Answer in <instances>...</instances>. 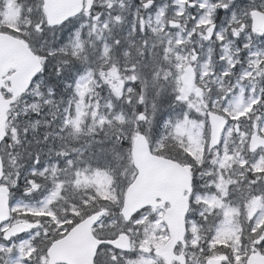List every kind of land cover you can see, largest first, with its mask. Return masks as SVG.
I'll list each match as a JSON object with an SVG mask.
<instances>
[{
	"label": "rangeland",
	"instance_id": "obj_1",
	"mask_svg": "<svg viewBox=\"0 0 264 264\" xmlns=\"http://www.w3.org/2000/svg\"><path fill=\"white\" fill-rule=\"evenodd\" d=\"M19 1L0 0V30L16 31L22 8ZM26 3L34 4V0ZM229 3L230 0H94L90 11H83L44 33L30 30L29 23L25 22L29 31L25 41L39 55L42 66L47 59L48 68H52V62L60 63L54 76L63 86L57 91L41 71L25 94L12 98L7 122L11 142L18 143L20 133L25 134L29 130L44 134L45 142L54 150L53 154L63 151L62 157L75 162L71 174L69 171L64 173V179L73 180L75 177L82 184L89 182L85 169L95 170L111 163L117 169L116 183H112L111 177L105 179L98 175L95 184L100 189L108 187L113 194L112 199L121 193L123 196L125 186L135 174L127 143L132 142L137 128L144 127L152 150L158 152L165 137L156 130L157 121L163 118L175 121L187 111L158 105L146 115L147 104L152 102L151 95L154 89L159 88L172 96L178 91L190 101L193 115H185L183 119L197 120L201 128L199 136L187 137L186 144L196 156V159L189 160L188 157V160L199 163L206 159L208 129L203 127L202 110L208 109V100L219 92L227 93L230 88H236L234 95L240 99L241 107L230 111L234 117H240L241 126H245L251 122L244 116L253 110L255 99L264 87V32L253 31L250 25V11L254 8L264 11V0H234L229 11H224ZM169 20L179 21V26L170 27ZM211 23L216 26L212 36L208 37L206 28ZM246 44L250 45V50H246ZM189 63L194 67V88L201 89L197 99L193 90L188 91L182 83L184 68ZM69 79H72L70 91ZM4 94L10 96L7 90ZM181 106L178 104L177 107ZM197 107L201 117L196 116ZM28 114L30 118H26ZM113 133L115 138L103 137V144L101 135ZM223 135L229 146L232 140L237 139L234 133L225 131ZM173 136L184 140L185 132L181 130ZM96 143L100 145L92 146ZM212 151L215 158V149ZM2 155L8 163V174L18 177L22 161L18 153L10 155L8 141L2 145ZM182 155L179 153L177 156L183 159ZM248 155L251 158V154ZM49 159L45 158L42 163L46 169L50 168ZM193 167V177L203 187L202 170ZM53 168L57 169V164ZM49 170L51 173V168ZM31 181L33 178L27 184ZM63 186L67 189L64 195L72 191L69 184ZM12 198V209L20 210L12 215L6 227L12 222L28 220L24 216L27 210L17 207L25 203L21 193L16 192ZM238 198V193L231 197L233 202ZM142 211L141 223L145 226L143 231L146 235L134 236L133 239L141 241L140 246L145 252L151 251V255L141 256L134 264H164L152 250L168 238L165 206ZM196 211L198 208L193 207L192 212ZM187 233H191L188 225ZM192 238L186 235L187 244H191ZM198 239L207 257L223 256L224 243H238L231 233H225L213 242L210 250L204 233H200ZM185 252L191 257L190 249L186 248ZM196 255H201L198 250Z\"/></svg>",
	"mask_w": 264,
	"mask_h": 264
},
{
	"label": "snow or ice",
	"instance_id": "obj_2",
	"mask_svg": "<svg viewBox=\"0 0 264 264\" xmlns=\"http://www.w3.org/2000/svg\"><path fill=\"white\" fill-rule=\"evenodd\" d=\"M233 3L234 0H230L223 10L229 11ZM216 11L219 13L220 9L217 8ZM27 14L36 18L35 23L29 25L33 31L44 33L46 29L54 27L48 23L44 0L29 5ZM245 48L250 50V45L246 44ZM236 91V88H230L227 93L219 92L217 96L211 97L208 109L202 116L203 127L210 129L211 113L215 111L223 118V130L218 139L209 131L205 141L206 159L199 163L191 161L193 166L202 170L201 177L205 182L201 187L195 176L192 179L188 197L189 211L185 213V220L191 227V233L186 235L193 238L191 244L184 245L191 250L192 255L185 256L184 264H209L204 248L199 243L200 233L205 234L210 250L213 242L218 241L225 233H231L238 241L233 245H222L225 252L219 264H249L252 255L264 257V143L261 142L264 140V87L255 99L253 110L244 116L245 120L251 122L245 126H241L240 117H234L230 111L241 107L240 99L234 95ZM172 99L187 111L182 112L175 121L166 120L164 126L172 130V135L183 130L185 142L189 135L199 136L201 124L197 120L183 119L185 115H192L189 102L178 91ZM155 108L156 105L153 104V109ZM196 116L201 117L198 107ZM253 130L259 138L257 141H253ZM225 131L234 133L237 138L231 141V146L224 138ZM180 151L188 156L183 147ZM64 163L66 167L62 172L75 167L72 160L66 159ZM36 164L44 168L40 179L47 181V169L39 159ZM84 172L89 178V182L85 184L75 177L73 180H65L53 168L52 178L47 183L31 181L26 189H20L25 203L18 204L17 207L27 210L24 216L28 220L22 229L9 230L6 225L12 220V216L0 219V264H54L49 251L53 244L67 240L73 234L79 235L80 232L89 241L87 264H134L141 256L151 255V251L145 252L140 246L141 241L133 239L134 236L146 235L143 231L145 226L141 223L143 211L138 209L129 216L123 211L122 193L107 200H102L98 194L95 178L98 175L105 179L111 177L115 184L117 169L109 163L106 167L85 169ZM65 183L77 195H64L67 192L63 186ZM19 186L20 181L17 179L15 188L19 189ZM11 190L14 189L9 192V211L13 207ZM234 193L239 194L236 202L231 199ZM37 196L40 198L34 199ZM61 201L62 209L57 207ZM193 207L198 208V211L192 212ZM197 250L200 256L196 255ZM201 256L204 258L201 259ZM174 264L180 262L174 261Z\"/></svg>",
	"mask_w": 264,
	"mask_h": 264
},
{
	"label": "water",
	"instance_id": "obj_3",
	"mask_svg": "<svg viewBox=\"0 0 264 264\" xmlns=\"http://www.w3.org/2000/svg\"><path fill=\"white\" fill-rule=\"evenodd\" d=\"M93 0H44V11L50 25L62 24L67 19L77 15L82 10L88 11ZM252 28L264 30V13L259 10L250 12ZM170 26H177L178 22L170 20ZM214 24L208 26L206 32L210 36ZM7 75L10 90L16 94H23L31 84L34 76L40 71L39 58L18 37L0 32V144L6 135V122L10 109V98L3 97V77ZM194 72L191 65L185 69L183 83L191 89ZM200 90L196 89V94ZM210 132L214 138H219L223 130V118L216 112L211 113ZM259 138L253 135V141ZM264 143V140H261ZM130 155L136 170L134 179L130 182L123 197V211L131 216L138 209L148 206H159L168 203L166 208V225L169 239L161 247L154 250L161 255L166 264L173 258H179L183 264L182 255L173 253L175 245L180 241L184 245L185 213L189 208L188 197L191 193V175L186 166L157 154L150 150L146 136L138 133L132 143ZM3 164L0 155V219H6L9 211V188L1 184ZM26 222H17L8 229H22ZM127 243V241H124ZM50 255L55 263L87 264L89 259V241L80 232L73 234L67 240H61L50 248ZM220 257L208 258L209 264H219ZM249 264H264V257L251 256Z\"/></svg>",
	"mask_w": 264,
	"mask_h": 264
},
{
	"label": "trees",
	"instance_id": "obj_4",
	"mask_svg": "<svg viewBox=\"0 0 264 264\" xmlns=\"http://www.w3.org/2000/svg\"><path fill=\"white\" fill-rule=\"evenodd\" d=\"M19 2L20 3L22 2V5H21L22 8L20 9L21 16H20L19 21H18L19 26L16 28V33L20 36L27 38V34L29 33V31L27 28H25V22H28L29 25L33 24L35 22L36 18H35V16L29 17V15L27 14L29 5H28V3L25 4V2H28V0H20ZM36 3H38V0H34V4H30V5H35ZM114 13H116V11H114ZM30 30H31V28H30ZM48 63H49L48 59L44 61L43 70H42L43 72L41 75L46 76L47 80H49L48 83L52 84L53 87L58 91L60 89V87H62L63 85L60 81L57 80V77L54 76V71H59L60 63L52 62L51 63L52 68L51 67L48 68V66H47ZM39 76H40V74L36 77V79ZM71 85H72V79H69V91L72 89ZM160 91L161 90L159 88L154 89V91L151 95V98H150L152 102L149 101V104L151 106L147 104L148 109H146L147 110L145 112L146 115H148L150 113L149 110H151L153 108V104H155L156 107L159 105L160 107H163L166 109H168V108L170 109L174 105L177 107L178 104L175 100L172 99L173 96L171 93L164 92V91L160 92ZM157 93H159V95H157ZM57 100L59 101V99H57ZM140 107H142V105H140ZM177 108L182 110L184 108V106L177 107ZM203 111H205V109L202 110V113H203ZM26 118H30V115L28 114V116H26ZM164 122H165L164 118L160 119L159 121H157V123H159V125L156 127V130L159 131L160 136L165 137L163 143L166 145L167 144H169V145L173 144V145L177 146L178 149L183 147L184 151H186L187 147L182 141H178L174 138L168 139L170 133L168 132L169 129L164 126ZM138 130L145 131V129L143 127H138ZM38 133H39L38 131H31V130L27 131L25 134L20 133V135H19L20 138L18 139L19 140L18 143H16V141L14 142L13 140L11 142L9 136H7L5 138V142L8 141V149L10 150V155L13 156V155H15V153L16 154L18 153L19 154L18 158L21 159V161H22V171H20L21 174L16 178L14 176H10L8 174V171H9L8 163L4 162V173H5L4 174V182H6L11 189H14V190H11L12 195L15 194L16 192L21 193L20 189H23L26 185H28L27 182L30 178H33L34 181H37L41 184L46 183L45 180L40 179V173H41V171H44V170L40 166H38L36 163L34 164V160L39 159L41 161V163H44L45 162L44 159L46 157L45 154H46V151L50 150V145L45 142L46 140H45L44 134H38ZM103 137L115 138V134L113 133L110 136L101 135L102 143H103ZM118 140L122 141V138H119ZM39 141H41V142H39ZM99 145L100 144L98 143L95 145V147H97ZM127 145L129 146V143H127ZM163 147L164 146H162V148ZM52 150L53 149H51L50 152ZM159 151L163 152V150H161V149H159ZM164 153H165V155H169L170 157L173 156L175 158V156H176L175 154L172 155V154L167 153V152H164ZM65 160L66 159L64 157H61V155H57V156L51 158L49 160L48 164H49L50 168L52 166H54L55 164H57V169H58L59 175H64V173H67V172H62V170L65 169V167H66V165L64 163ZM34 166H35V169H33ZM50 168H48L45 172V176L47 177V181L49 178H52V173H50V170H49ZM71 172H72V169L69 170V174H71ZM17 179H19V181H20L19 189L15 188V182L17 181ZM97 189L99 190L98 194L100 195L102 200L112 199L113 194L108 187L104 188V189H100L99 187H97ZM42 191H43V189H42ZM67 195L72 196V195H74V193H72V191H69L67 193ZM75 195H77V194H75ZM105 195H107V196H105ZM39 198H40V196H37L34 199H39ZM62 205H63V201H61V205L59 208L62 209ZM113 211H115V209H113ZM18 212H19V209L13 210V214H15V215Z\"/></svg>",
	"mask_w": 264,
	"mask_h": 264
},
{
	"label": "flooded vegetation",
	"instance_id": "obj_5",
	"mask_svg": "<svg viewBox=\"0 0 264 264\" xmlns=\"http://www.w3.org/2000/svg\"><path fill=\"white\" fill-rule=\"evenodd\" d=\"M253 133H254V130H253ZM187 254H185V256H186Z\"/></svg>",
	"mask_w": 264,
	"mask_h": 264
}]
</instances>
